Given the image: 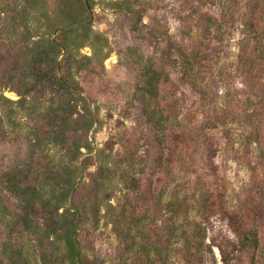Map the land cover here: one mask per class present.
Listing matches in <instances>:
<instances>
[{
  "label": "rangeland",
  "instance_id": "1",
  "mask_svg": "<svg viewBox=\"0 0 264 264\" xmlns=\"http://www.w3.org/2000/svg\"><path fill=\"white\" fill-rule=\"evenodd\" d=\"M41 2L38 19L31 0H0V171H25L43 202L70 181L58 214L77 211L81 264H264V0H87L104 47L74 53L70 117L21 63L54 36L58 0ZM13 190L0 264L14 239L16 264H67L43 230L17 236Z\"/></svg>",
  "mask_w": 264,
  "mask_h": 264
},
{
  "label": "trees",
  "instance_id": "2",
  "mask_svg": "<svg viewBox=\"0 0 264 264\" xmlns=\"http://www.w3.org/2000/svg\"><path fill=\"white\" fill-rule=\"evenodd\" d=\"M41 1L31 0V7L36 8L38 19L46 15ZM89 6L87 0L86 3L84 0H58L56 19L54 22L48 20V25L45 26L46 30L50 31V35L54 36L48 39L47 35L40 34L35 42L25 45L21 50V63L28 61L35 85L42 84L63 97V106L59 111V115L62 116L73 115L76 107L72 98L79 97L80 93L79 87L73 81L72 65L75 62L79 70L86 66L82 62H76L74 53L88 45L93 50V58L97 59L104 47L102 37L95 34L91 30L90 23L87 22L90 14ZM249 25L254 27L252 19L249 21ZM69 26L72 28L62 30ZM38 31H40L39 28ZM59 55H62L60 60H58ZM104 58L105 56L102 57V59ZM83 60L91 61L92 58L83 57ZM32 89L33 85L28 92ZM85 124V130L90 131L94 125V118L91 114ZM32 182L33 178L29 177L28 179V174L23 170L11 173L0 171V186H5L9 190L14 189L15 194L27 193L21 203L23 208L19 209L17 213V217L21 219L16 227L18 228L17 236L22 235L23 231H27L26 223H30L63 245L67 264H81L82 249L78 240L77 211L73 209L68 215L58 214V210L72 196L73 188H70V181L64 182V190L60 194L62 198L59 199V202L58 200L43 202L39 194L33 190ZM14 244V249L10 251L7 262L1 264H16L21 248L15 239ZM221 253L224 255L223 250Z\"/></svg>",
  "mask_w": 264,
  "mask_h": 264
},
{
  "label": "water",
  "instance_id": "3",
  "mask_svg": "<svg viewBox=\"0 0 264 264\" xmlns=\"http://www.w3.org/2000/svg\"><path fill=\"white\" fill-rule=\"evenodd\" d=\"M85 1V3H86V0H84ZM72 28V26H69V27H67V28H65V29H62V30H69V29H71Z\"/></svg>",
  "mask_w": 264,
  "mask_h": 264
}]
</instances>
